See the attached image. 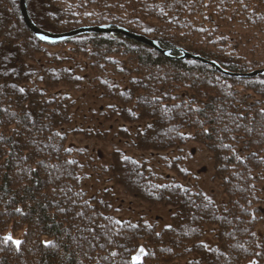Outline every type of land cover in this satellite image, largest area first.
I'll list each match as a JSON object with an SVG mask.
<instances>
[{"label":"trees","instance_id":"1","mask_svg":"<svg viewBox=\"0 0 264 264\" xmlns=\"http://www.w3.org/2000/svg\"><path fill=\"white\" fill-rule=\"evenodd\" d=\"M40 3L48 31L121 27L167 55L117 32L42 42L0 0V264H264L252 209L264 75L229 77L178 58L183 48L234 72L264 67L262 52L244 51L264 49V0ZM124 123L144 127L134 136L145 154L203 143L226 203L180 185L149 190L154 159L118 145L114 125L124 136ZM128 193L169 204L171 224L118 218L115 202Z\"/></svg>","mask_w":264,"mask_h":264},{"label":"rangeland","instance_id":"2","mask_svg":"<svg viewBox=\"0 0 264 264\" xmlns=\"http://www.w3.org/2000/svg\"><path fill=\"white\" fill-rule=\"evenodd\" d=\"M8 1L18 8V0ZM26 4L32 21L41 29H48L47 16L49 15V10L43 7L40 0H26ZM251 48L255 52H262L259 57H264V49H260L259 46L257 48L253 43L245 45L244 51L251 52L249 51ZM119 126L117 124L114 125L116 129L114 140L118 142L123 139V141H119L120 144L118 143V145H121L120 147H123L122 145L128 146V149L123 147L128 155H133L135 158L144 157L147 160L151 157L154 159L149 166L150 179L153 182V185L148 186L149 190L155 192L157 191L156 186L161 184L180 185L181 187L202 192L217 207H221L226 203L223 188L215 178L213 157L203 143L188 137L183 143L177 147L174 146L168 152L153 151L151 154H145L140 148L138 149L135 144L137 137L134 136V133H142L144 127L139 125L132 128L130 124L124 123L122 126L125 128L124 133L126 135L123 136L118 132ZM188 131L189 129L187 128L184 130L185 133L189 134ZM252 174L254 177V203L252 209L258 219L256 234L261 239L264 237V171L256 169ZM105 180L106 177H103L100 185H104ZM129 195L128 193V196H124L122 200L115 202L114 206L119 209L115 213L118 218L126 219L132 223L142 221L152 225L157 230H162L171 224L174 210L169 204H145L138 202L131 196L129 197Z\"/></svg>","mask_w":264,"mask_h":264},{"label":"water","instance_id":"3","mask_svg":"<svg viewBox=\"0 0 264 264\" xmlns=\"http://www.w3.org/2000/svg\"><path fill=\"white\" fill-rule=\"evenodd\" d=\"M18 11H19V14L24 24L42 42H60V41H63L73 36H77L81 34H88V33L117 32L126 37L132 38L142 44L148 45L163 55H167V50L161 48L152 38L144 34H141V33L129 31L125 28L103 26V25H87V26L75 27L67 31L54 32V31H48V30L41 29L32 21L28 13L26 0H18ZM178 51L180 53L178 58L192 59V60H196L201 63L207 64V65H210L214 67L216 71L220 72L223 75L229 76V77H251V76H256V75H264V67L256 68L248 72H234V71H230V70L223 68L216 61L206 59L199 54L191 53L183 48L178 49ZM169 56L172 57L171 55Z\"/></svg>","mask_w":264,"mask_h":264},{"label":"snow or ice","instance_id":"4","mask_svg":"<svg viewBox=\"0 0 264 264\" xmlns=\"http://www.w3.org/2000/svg\"><path fill=\"white\" fill-rule=\"evenodd\" d=\"M7 239H9V240H10V239H11V237H7ZM17 243H18V242H17Z\"/></svg>","mask_w":264,"mask_h":264}]
</instances>
